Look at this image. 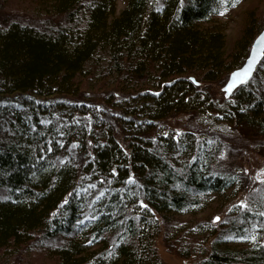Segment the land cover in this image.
<instances>
[{
  "label": "trees",
  "instance_id": "1",
  "mask_svg": "<svg viewBox=\"0 0 264 264\" xmlns=\"http://www.w3.org/2000/svg\"><path fill=\"white\" fill-rule=\"evenodd\" d=\"M10 1L0 0V264L33 249L56 264H162L161 219L164 240L197 264H264V189L220 227L196 218L213 201L222 210L238 176L216 164L213 134L157 129L197 113L264 137V57L230 97L208 89L243 65L264 15L250 10L229 49L222 17L238 5L221 0H31L35 24L7 13Z\"/></svg>",
  "mask_w": 264,
  "mask_h": 264
},
{
  "label": "rangeland",
  "instance_id": "2",
  "mask_svg": "<svg viewBox=\"0 0 264 264\" xmlns=\"http://www.w3.org/2000/svg\"><path fill=\"white\" fill-rule=\"evenodd\" d=\"M13 1L14 0H11L7 7V13L11 14L12 17L29 24L43 21L38 15L39 12L37 7L31 0H15L14 3ZM123 6L124 0H119V8ZM250 10H255L258 17L263 16L264 0L241 1L236 8L230 11L227 17H222V21H226L229 25L227 29L229 49L241 36L246 15ZM225 83L226 80L222 81L221 84L216 83L208 85L211 95L224 99L226 97L223 89ZM65 99L73 101L82 100L83 98L68 97ZM96 101L98 103L101 102L100 100ZM106 110L111 120L113 122L116 121V116H114L116 111L110 108H106ZM157 129H159V131L176 130L177 132L190 130L194 131L196 134L202 135H207L208 133L213 134L208 137L209 140L213 141L215 144L222 145L216 164L223 168L224 172H231L238 176L240 185H238L236 189L237 194L234 197L231 196L232 199L227 205L224 206L222 210L218 211L221 204L213 201L209 209L198 214L196 218L210 219L215 225L220 227L222 226L221 224L232 219V214L235 209L243 210L255 208L261 201L260 194L264 189V137L262 135H258L255 131L250 132L246 127H236L228 125L227 123L204 124L201 121V116L197 113L172 114L159 121ZM217 132L222 135H217ZM122 137L123 135L119 134L118 138L122 139ZM121 143L124 144L123 141H121ZM179 218L183 219V221L196 219L190 215H181ZM160 222L162 232L156 238V248L162 264H197L201 259L200 254L196 253L186 257L180 254L176 248L168 245L169 243L164 240L165 224L162 219ZM238 243L239 245L237 246L247 245L246 242ZM24 249L27 250V248ZM49 257L50 255L45 251L33 249L32 252H29L27 250L26 252H21V254L17 256L14 264H20L23 260H28L35 264H56L53 260L54 258L51 259Z\"/></svg>",
  "mask_w": 264,
  "mask_h": 264
},
{
  "label": "water",
  "instance_id": "3",
  "mask_svg": "<svg viewBox=\"0 0 264 264\" xmlns=\"http://www.w3.org/2000/svg\"><path fill=\"white\" fill-rule=\"evenodd\" d=\"M264 57V28L261 30V32L256 36V38L254 39L252 45H251V49H250V52L245 60V62L243 63V65L235 70H233L230 74H229V77L227 79V82L224 86V90L227 88L228 84L231 82V78L232 76L237 73V72H241L243 71L249 64V62L255 58V64L253 66V69H252V72L250 74V76L247 78L246 82L249 81L252 76L255 74L256 72V69L259 65V63L262 61ZM245 82V83H246ZM244 83H238L231 91V93H227L225 91V96L226 97H229L232 95V93L240 86Z\"/></svg>",
  "mask_w": 264,
  "mask_h": 264
},
{
  "label": "snow or ice",
  "instance_id": "4",
  "mask_svg": "<svg viewBox=\"0 0 264 264\" xmlns=\"http://www.w3.org/2000/svg\"><path fill=\"white\" fill-rule=\"evenodd\" d=\"M222 3L225 4H229L231 5V7H235L240 3V0H221ZM227 9H225L224 11H220L218 14L219 15H225L226 14ZM255 58H253L248 66L241 72H237L235 73L232 78H231V82L228 84L227 88L225 89V91L227 93H231L232 89L238 84V83H245L247 78L250 76L253 66L255 64ZM218 219V218H217Z\"/></svg>",
  "mask_w": 264,
  "mask_h": 264
}]
</instances>
